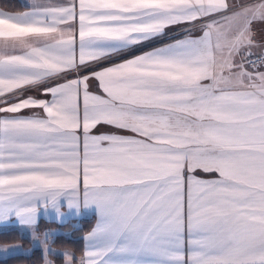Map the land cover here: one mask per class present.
Wrapping results in <instances>:
<instances>
[{"label":"snow or ice","instance_id":"6c2138e0","mask_svg":"<svg viewBox=\"0 0 264 264\" xmlns=\"http://www.w3.org/2000/svg\"><path fill=\"white\" fill-rule=\"evenodd\" d=\"M255 22L264 0L0 9V223L30 230V247L4 242L0 253L40 249L42 264H55L50 253L61 264H264ZM100 125L110 130L93 134ZM81 206L97 221L79 257L52 247L57 229L38 234L42 211L65 223Z\"/></svg>","mask_w":264,"mask_h":264},{"label":"crops","instance_id":"0c3cea01","mask_svg":"<svg viewBox=\"0 0 264 264\" xmlns=\"http://www.w3.org/2000/svg\"><path fill=\"white\" fill-rule=\"evenodd\" d=\"M20 2L24 5V7L21 8V9L7 10V9L2 8V7H0V9L6 10V11H23V10H25L26 5L28 3H30V0H20ZM235 2H236V0H229L230 4L235 3ZM185 27L191 28L192 25H186ZM252 29H253V32L255 33L256 42L258 44H260V45H264V22H255V23H253ZM165 42H167V41H165ZM143 50H148V49L147 48L141 49V51H143ZM252 51H254V52H262V51H264V47L253 48ZM135 54H139V51H137ZM82 74H89V73L84 71V72H82ZM74 75H75V73L72 74V76H74ZM72 76H70L69 78H72ZM90 90L94 91V92L98 91V85H97L96 81L93 80V81L90 82ZM29 94L36 95L38 98H41V99H50V97H46V96L41 95L40 91H37V90H33ZM23 114H25V115L30 114L29 110H24ZM109 130L110 129L108 128V126L100 125V126L97 127V129L93 130V134H97L98 132H105V131H109ZM197 175H199L203 179H211V178H213L211 174H206V173H202V172H199V171L197 172ZM61 210L67 212L66 207H62ZM49 211L52 212L51 209ZM81 218H92V223H91V226L89 227V229H87L81 235H79L81 240L76 241L77 243H79V249H78L79 251H77L75 254H76L77 257H79V255L81 254V252L83 251V249L85 247L86 241L84 240V237L87 235V233L89 231H91V229L95 226L96 221H97V215L95 213V209L94 208L85 209V208H83V206H81V214H80V216L76 217V216L70 215V216L67 217L65 223H57L55 221H51L50 222L46 217H44L43 211H42L41 215L39 217V220H38L37 231L39 233L42 230L48 229V228H50V229H62L63 230L64 226H65V224L67 222L73 221V220H80ZM40 226H41V228H40ZM10 228H17V230H18L20 235L23 232V236L26 237L29 240V242H30V239L26 235L27 231H30L27 228V226H21L15 221L0 223V230H7V229H10ZM64 231H66V230H64ZM25 246H30V245H25ZM41 254H42V252H41ZM0 258H5V257H0Z\"/></svg>","mask_w":264,"mask_h":264},{"label":"trees","instance_id":"16d2710c","mask_svg":"<svg viewBox=\"0 0 264 264\" xmlns=\"http://www.w3.org/2000/svg\"><path fill=\"white\" fill-rule=\"evenodd\" d=\"M0 7L7 9V10H17L24 7V5L20 2V0H0ZM82 218V221H85L84 223H81V226H79V229L82 230V232L89 229L92 223V218ZM89 220V221H88ZM53 224V223H52ZM70 222H67L64 227H67ZM81 240L79 236L75 237H66L60 234L57 243L62 244L63 246L70 245L69 243H74L76 241ZM13 241H20L23 244L29 245V240L20 235L17 228H10L7 230H0V242H13ZM71 248V247H70ZM79 251V250H77ZM76 251V252H77ZM42 259V254L39 249H35L31 252L30 255L27 256H20V255H8L5 258H0V264H36L40 263Z\"/></svg>","mask_w":264,"mask_h":264},{"label":"rangeland","instance_id":"374dc122","mask_svg":"<svg viewBox=\"0 0 264 264\" xmlns=\"http://www.w3.org/2000/svg\"><path fill=\"white\" fill-rule=\"evenodd\" d=\"M87 219V218H86ZM86 219H84V220H86ZM82 218L80 219V220H73V221H69L70 222V224H68V226L67 227H64V229L62 230V229H57L58 231H59V233L60 234H62L63 236H66V237H69V238H71V237H76V236H79V235H81L83 232H82V230L81 229H79V226H81V223L83 222H85V221H82ZM89 221V220H88ZM40 228H41V226H40ZM39 228V229H40ZM48 229H50V228H48ZM45 230V229H44ZM44 230H42L41 232H39V233H42ZM64 230H66V231H64ZM38 233V234H39ZM27 237L29 238V235H30V231H27ZM59 236L60 235H58L56 238H55V242H54V244L52 245V247H54V248H57V249H59V250H61V251H63V250H65V249H68V250H71V251H73V252H75L76 253V251L79 249V243H77V242H74V243H69L70 245H68V246H63L62 244H59V243H57V241H58V238H59ZM13 242H15V241H13ZM20 242V241H19ZM1 243V242H0ZM23 244V243H22ZM26 244H23V246L25 247V248H28V247H30V246H25ZM30 245V244H29ZM71 247V248H70ZM41 251V250H40ZM42 252V251H41ZM59 255H56V254H49V256H48V259H51V260H53L54 262H55V264H61V256H59ZM0 257H7V256H4L2 253H0ZM60 259V260H59ZM36 264H42V259H41V261H40V263H36Z\"/></svg>","mask_w":264,"mask_h":264},{"label":"built area","instance_id":"2783aa9c","mask_svg":"<svg viewBox=\"0 0 264 264\" xmlns=\"http://www.w3.org/2000/svg\"><path fill=\"white\" fill-rule=\"evenodd\" d=\"M255 53L259 54L260 52H255Z\"/></svg>","mask_w":264,"mask_h":264}]
</instances>
